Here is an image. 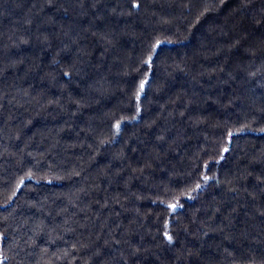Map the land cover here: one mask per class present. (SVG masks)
<instances>
[{
    "label": "trees",
    "instance_id": "obj_1",
    "mask_svg": "<svg viewBox=\"0 0 264 264\" xmlns=\"http://www.w3.org/2000/svg\"><path fill=\"white\" fill-rule=\"evenodd\" d=\"M0 264H264V0H0Z\"/></svg>",
    "mask_w": 264,
    "mask_h": 264
},
{
    "label": "snow or ice",
    "instance_id": "obj_2",
    "mask_svg": "<svg viewBox=\"0 0 264 264\" xmlns=\"http://www.w3.org/2000/svg\"><path fill=\"white\" fill-rule=\"evenodd\" d=\"M143 88V84H141V89ZM169 242H171V236H168Z\"/></svg>",
    "mask_w": 264,
    "mask_h": 264
},
{
    "label": "water",
    "instance_id": "obj_3",
    "mask_svg": "<svg viewBox=\"0 0 264 264\" xmlns=\"http://www.w3.org/2000/svg\"><path fill=\"white\" fill-rule=\"evenodd\" d=\"M143 88H145V85L143 86Z\"/></svg>",
    "mask_w": 264,
    "mask_h": 264
}]
</instances>
